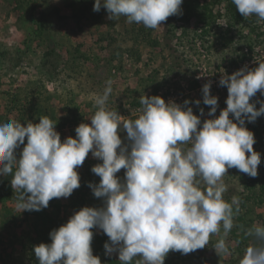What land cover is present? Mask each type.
<instances>
[{"label":"clouds","instance_id":"obj_1","mask_svg":"<svg viewBox=\"0 0 264 264\" xmlns=\"http://www.w3.org/2000/svg\"><path fill=\"white\" fill-rule=\"evenodd\" d=\"M232 2L245 18L264 20V0ZM182 3L95 0L93 11L103 7L110 20L123 16L128 23L155 29L168 17L181 14ZM257 62L255 68L243 67L221 77L219 84L228 91L227 107L203 123L192 107L166 103L158 95L142 96L138 118L124 120L105 106L111 81L96 98L91 123L76 127L75 138L61 142L56 123L47 116L27 126L17 121L0 123V174H12L11 186L18 193L15 207L20 213L47 208L53 198L70 197L80 187L77 168L89 153L102 160L91 169L100 177L99 183L88 186L103 206L81 208L50 232L51 243L34 246L39 264H101L93 255V228L108 236L105 254L118 253L121 264H132L137 257L136 264H164L170 251L186 255L203 249L221 225L227 235L240 201L237 197L231 203L223 199L227 186L222 177L236 168L255 178L261 163L260 153L253 150L254 133L245 126V121L255 122L264 115V101H259V108L250 102L257 92L264 95V61ZM210 88L211 83H205L202 92L203 103L211 106V117L218 98L210 95ZM125 130L127 144L118 135ZM21 145L17 159L15 150ZM121 169L125 170L123 181L117 176ZM201 179L206 186L203 190ZM245 235L254 242L239 264H264V226H255ZM213 248L218 255L229 254L223 238Z\"/></svg>","mask_w":264,"mask_h":264},{"label":"rangeland","instance_id":"obj_2","mask_svg":"<svg viewBox=\"0 0 264 264\" xmlns=\"http://www.w3.org/2000/svg\"><path fill=\"white\" fill-rule=\"evenodd\" d=\"M183 1L189 5L194 2ZM207 1L220 17L206 33H200L202 26L196 19L184 22L170 16L155 29L128 23L123 16L110 20L105 8L93 11L95 0H0V123L17 121L27 126L47 116L56 123L63 142L76 135L81 123H91L96 98L108 81L112 82V92L105 106L124 120L138 118L144 95L192 107L202 123L218 117L219 100L215 115L210 117V109L202 104V87L210 82V95L221 97L219 81L232 71L226 61L243 44L256 43L255 51L260 49L264 54V20L248 17L233 26L225 41L221 35L231 21L225 14L227 1L198 0L199 6ZM192 81H197L195 90H190ZM189 95L200 101L202 116ZM118 135L128 143L126 130ZM23 147L15 150L17 159ZM100 163L102 160L90 152L77 168L80 187L68 198H53L40 211L20 213L15 207L18 193L11 186L12 174H0V264H39L34 246L51 243L50 232L66 224L81 208L103 206V200L88 186L99 183L100 177L91 169ZM234 169L222 177L227 186L223 199L231 203L237 197L240 201L233 228L224 235L221 225L203 249L186 255L170 251L164 264H239L245 249L254 242L245 233L264 226V202L256 197L260 194L257 188L251 190L249 176L246 174L243 181L240 174L244 173ZM124 174L121 169L117 176L123 181ZM200 187H206L202 179ZM92 232L93 237L105 234L98 228ZM221 238L229 248L227 255H218L213 248ZM104 254L97 256L102 260ZM106 256L119 259L118 253Z\"/></svg>","mask_w":264,"mask_h":264},{"label":"trees","instance_id":"obj_3","mask_svg":"<svg viewBox=\"0 0 264 264\" xmlns=\"http://www.w3.org/2000/svg\"><path fill=\"white\" fill-rule=\"evenodd\" d=\"M225 1H227V5L225 6L226 8L225 14H226V17H228V19H230L231 21H230V24L227 26V28H225L224 31L222 32L223 35H221V39L223 38L225 41H227L226 40L227 37H224V36L232 31L233 26L249 18L248 17L245 18L242 14L239 13L238 9L233 4L232 0H225ZM183 3L185 4L183 5L182 13L179 15H173V19L179 18L180 20L184 22H188L191 19H196L198 21L197 24L202 26V28H200L201 29L200 33H206L207 32L206 28H209L212 25V23L215 22V19L220 17L219 12L213 13V10L207 6L208 1L205 2L204 4H201V6H199L200 4L198 0H194V2L191 5H189V2L183 1ZM254 18L255 16H252L250 20L252 21ZM170 23H171L170 24L171 27L176 28L175 24L173 23V20L172 21L170 20ZM253 29H255L254 26L250 29L251 32H254ZM261 34L262 33L260 32L259 34L256 35V37H259ZM246 40L247 39H245V41ZM255 44L245 43L243 44V46L238 47L236 52L233 53V55L230 56L226 61L227 67L232 69V71H228L227 73L233 74L235 71L243 67L252 69L258 66L257 61H264V54L261 52L260 49H259L260 51L259 50L255 51L254 49ZM192 83L193 84L191 85L190 90H195L196 88H198L197 81H192ZM221 90H222L221 97L218 99L219 107L221 109H218V114H220L221 110L227 107L226 105V99L228 96L227 87L221 86ZM189 96H190V100L192 102H195V99H193L191 95ZM259 101H264V95H261L260 92H257V94L254 97L250 98V102L255 103L257 108L260 107ZM202 104L208 110L211 107V106L205 105L204 103ZM200 109H201V104H199L196 107V110H200ZM230 118H233L232 114H230ZM234 122L236 121L234 120ZM245 126L247 127L248 130L254 133V138L256 142L253 145V150L260 153V156H261V163L260 165H258V176L255 178L248 177L251 183L250 188L251 190H255V188H257L258 191H260V194L256 193V197L259 198L258 200L260 202H264V115H261L260 117H258L255 122L245 121ZM75 136L76 135L74 134L71 137L75 138ZM234 170H235L234 168H231V171L234 172ZM247 176L245 173L243 175L240 174V178L241 179L243 178V181L246 180ZM91 231H93V229ZM106 242L110 243L109 238L106 234L93 237L91 246H92V249H94L96 252L93 254L94 256H97V254H102V255L104 254L105 252L104 244ZM138 259L139 257L134 258V260L132 261V264H136V261ZM101 264H121V262L119 261V259H116L115 257L106 256L104 254V257H102V260H101Z\"/></svg>","mask_w":264,"mask_h":264}]
</instances>
